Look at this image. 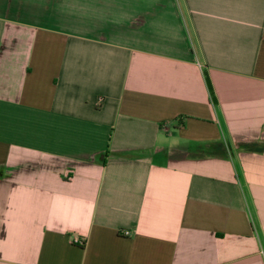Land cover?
Wrapping results in <instances>:
<instances>
[{
  "label": "crops",
  "instance_id": "obj_1",
  "mask_svg": "<svg viewBox=\"0 0 264 264\" xmlns=\"http://www.w3.org/2000/svg\"><path fill=\"white\" fill-rule=\"evenodd\" d=\"M0 264H264V0H0Z\"/></svg>",
  "mask_w": 264,
  "mask_h": 264
},
{
  "label": "built area",
  "instance_id": "obj_2",
  "mask_svg": "<svg viewBox=\"0 0 264 264\" xmlns=\"http://www.w3.org/2000/svg\"><path fill=\"white\" fill-rule=\"evenodd\" d=\"M124 234L127 235L128 234V231H124ZM76 242H79V243H83L82 240H78V239H75Z\"/></svg>",
  "mask_w": 264,
  "mask_h": 264
}]
</instances>
